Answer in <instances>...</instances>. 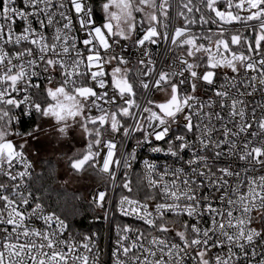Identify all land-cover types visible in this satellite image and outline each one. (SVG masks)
I'll return each mask as SVG.
<instances>
[{
    "label": "snow or ice",
    "instance_id": "1",
    "mask_svg": "<svg viewBox=\"0 0 264 264\" xmlns=\"http://www.w3.org/2000/svg\"><path fill=\"white\" fill-rule=\"evenodd\" d=\"M0 264H264V0H0Z\"/></svg>",
    "mask_w": 264,
    "mask_h": 264
},
{
    "label": "trees",
    "instance_id": "2",
    "mask_svg": "<svg viewBox=\"0 0 264 264\" xmlns=\"http://www.w3.org/2000/svg\"><path fill=\"white\" fill-rule=\"evenodd\" d=\"M91 220V214H86L83 217H76L75 218V226L78 228V230L82 232H87L89 230H95L97 227H102L103 226V221H98L96 223H90ZM103 243V241H102Z\"/></svg>",
    "mask_w": 264,
    "mask_h": 264
}]
</instances>
